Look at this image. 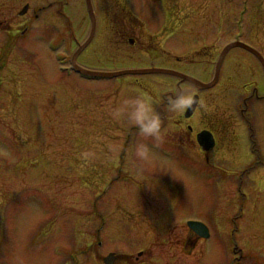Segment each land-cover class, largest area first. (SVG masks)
<instances>
[{
    "label": "rangeland",
    "instance_id": "1",
    "mask_svg": "<svg viewBox=\"0 0 264 264\" xmlns=\"http://www.w3.org/2000/svg\"><path fill=\"white\" fill-rule=\"evenodd\" d=\"M136 1L142 5L132 7L129 0H101L100 4L104 9L109 3L114 14L124 8L136 17L177 16L181 27L176 36L184 40L193 30L212 36L219 31L223 48L238 38L251 47L252 37L264 30V11L259 14L264 0ZM9 3L28 4L37 11L52 1ZM76 20V42L81 43L89 36L85 3L78 6ZM12 35L0 33V264H104L110 255L129 257L121 258V264L128 259L138 264H264V191L247 189L244 197L231 192V180L240 185L247 178H223L206 165L187 168L183 162L169 161L170 157L150 154L153 169L170 177L161 182L169 184L163 190L172 191L167 228H176L170 232L173 249L168 250L169 244L156 245V232L150 234L123 213L149 210L139 211L144 204L125 193L127 187L121 184L122 178L146 175L145 167L137 169L120 160L126 147L129 150V145L146 138L110 115L116 107L112 94L118 87L91 85L61 74V63L74 53L75 41L53 25L40 21L24 37ZM196 41L189 47L204 46ZM212 44L207 40L206 46ZM187 47L178 44L174 59L157 67L200 81L208 78L197 71L204 67V58ZM118 48L110 45V62L101 55L91 64L85 58L78 64L87 61L97 73L130 67L129 59L139 55V48ZM233 55L249 58L241 50ZM216 94L219 90L205 96ZM222 106L220 114H234L229 102ZM215 109L217 105L208 110ZM232 165L243 166L241 162L224 166L228 173ZM260 174L256 178H262ZM190 222L205 225L210 237L185 253L176 240H184ZM163 256L164 260L158 259Z\"/></svg>",
    "mask_w": 264,
    "mask_h": 264
},
{
    "label": "flooded vegetation",
    "instance_id": "2",
    "mask_svg": "<svg viewBox=\"0 0 264 264\" xmlns=\"http://www.w3.org/2000/svg\"><path fill=\"white\" fill-rule=\"evenodd\" d=\"M48 6H42L38 10L28 9L25 15H22L23 9L28 4H20L19 6H10L9 0H4L0 4V33L8 36L12 34L25 36L31 28L40 22V18L45 17L43 22L53 25L58 29L59 33L65 32L69 34L75 43V49H79L84 43L76 42L78 34V22L76 20L78 14V6L84 4V0H51ZM95 11V25L90 19L88 12V30L87 39L93 34V39L89 46L80 54L77 59V66L83 70L94 71L88 65H79L80 60L95 61L98 56H103L105 60L110 62L107 53L110 45H118L119 48L128 45L131 48H139V55L131 57L129 66L126 69H119L116 72L124 70H153L163 69L158 65H167L170 60L174 59L173 52L178 44L187 43V49L192 48V54L200 55L204 58V67L197 70L204 80L200 81L206 84L214 80V74L220 58L225 50L222 47V41L219 31H215L213 36L205 31H192V36H188L185 40L183 37L176 36L181 27V20L177 16L166 14L160 18L157 15H140L136 17L124 8L120 9L119 14L111 13L107 6L103 9L100 4L101 0H92ZM104 2V0H103ZM104 4V3H103ZM129 5L139 7L142 3L136 0H129ZM55 9V10H54ZM84 10V8H82ZM116 10V9H115ZM264 11L262 5L259 14ZM51 12L50 14H47ZM42 15V16H41ZM199 25V24H198ZM161 30V31H159ZM207 31V30H206ZM78 38V37H77ZM199 43L204 46L189 47V44ZM78 40V39H77ZM193 40V41H192ZM207 40H212L211 46H206ZM251 47L257 50L264 58V30L261 33L256 32L252 37ZM118 48V49H119ZM246 52L249 58L243 55H233L235 51ZM99 52V53H98ZM101 56V57H102ZM176 59V58H175ZM84 60V61H85ZM180 62V60H178ZM117 65L118 62L113 61L111 64ZM120 63V62H119ZM182 63V62H180ZM190 64V63H189ZM191 67V64H190ZM209 67L214 70H209ZM192 68L191 71H196ZM189 71V70H188ZM106 73V72H104ZM188 76V75H187ZM163 75H134L112 80H92L89 84H104L107 86H116V94L114 96V106L118 105L120 100L130 94L131 90H140L152 97L167 98L173 95L178 89L189 87L194 91L195 104L189 109L178 114H165L162 105L157 107L163 120L164 142L159 147H154V141L146 138L144 144L150 148L149 155L146 160H138L128 149H124L120 155V160L129 161L134 168L145 167L147 173L142 178H122V187L126 186L125 193L131 197L132 195L144 204L139 211L149 210L147 214L143 213H126L123 212L128 219L141 228L147 230L150 234L156 232V245L162 247L165 244L172 245L168 250L173 249L175 241L170 235L171 230L168 229L170 218L169 199L172 191L163 190L162 186H168L166 182H161L166 176L157 173L153 159L150 154L158 157H166L169 161L183 162L188 168H200V165H206L211 170L223 175V178H247L241 180V184L232 181L231 192L246 197L247 189L253 192L264 191V66L256 55L243 50L233 49L227 53L219 72V78L216 86L209 90H214L219 94L207 99L205 93L197 85L181 79L171 77L172 80L163 78ZM111 99V98H110ZM229 102L228 109H232L234 114L225 117L220 111L223 110V103ZM218 106L213 112L208 110L211 106ZM190 110V114L188 111ZM211 113V114H209ZM130 132L137 133L136 129ZM203 133H207L204 138ZM213 138L212 142H207V137ZM206 144L205 147L201 144ZM209 147H206V146ZM150 160V161H149ZM139 162V163H137ZM241 162L242 167L232 165L230 173L224 166ZM138 166L136 167V165ZM222 170L225 173H222ZM262 178H256L261 175ZM166 178H170L167 176ZM255 185V186H253ZM258 191V192H257ZM125 211V210H124ZM143 212V211H142ZM146 226V227H145ZM167 228V229H166ZM185 229V228H184ZM186 237L184 240H176V244L183 247V252L190 251L196 244L204 240L199 239L189 229H186ZM165 236V238H162ZM144 255V254H143ZM159 256V255H157ZM142 257V255L140 256ZM167 257V256H166ZM121 258L117 256V263L121 264ZM150 258V262H151ZM165 259V256L158 258ZM124 264L133 263L128 259Z\"/></svg>",
    "mask_w": 264,
    "mask_h": 264
},
{
    "label": "clouds",
    "instance_id": "3",
    "mask_svg": "<svg viewBox=\"0 0 264 264\" xmlns=\"http://www.w3.org/2000/svg\"><path fill=\"white\" fill-rule=\"evenodd\" d=\"M195 94L190 88L178 89L166 99L152 97L140 90H131L119 104L110 112L112 118L125 122L129 128H134L140 137L151 138L154 147L164 142L163 120L157 107L162 105L165 114H178L195 104ZM129 151L141 161L147 159L150 148L144 143L129 145Z\"/></svg>",
    "mask_w": 264,
    "mask_h": 264
},
{
    "label": "water",
    "instance_id": "4",
    "mask_svg": "<svg viewBox=\"0 0 264 264\" xmlns=\"http://www.w3.org/2000/svg\"><path fill=\"white\" fill-rule=\"evenodd\" d=\"M87 1V7H88V13L92 19V22L94 23L95 25V19H94V11H93V8H92V2L91 0H86ZM93 34L94 32H92V35L90 37V39L86 42V44H84V46H82L80 48V50L77 52V54L74 56L73 58V65L75 66V68L77 70H81L80 68L76 67V60L77 58L79 57V55L87 48V46L90 44L91 40H92V37H93ZM232 48H242V49H245L253 54H256L253 50H251L250 48H248L247 46H244V45H240V44H237V45H233L232 47L230 46L229 48H227L223 55H222V58H221V61H220V64L218 65L217 67V70H216V74H215V80L209 84V85H204L192 78H189V77H186L184 75H181V74H178V73H175V72H170V71H165V70H151V71H127V72H122V73H117V74H107V75H100V74H93V73H87L85 71H82V73L84 74H88V75H93V76H103V77H109V78H118V77H122V76H125V75H130V74H133V75H141V74H165V75H171V76H175V77H178L184 81H188L190 83H193L203 89H211L213 88L216 83H217V80L219 78V72H220V66H221V63H222V60L223 58L225 57V55L227 54V52L232 49ZM205 135H203L202 137L204 138ZM207 142H211L212 139H209L207 137ZM201 144H203V142L200 140ZM204 146L206 144H203ZM206 147H209L208 145ZM190 228L199 236V237H208V231L207 229L203 226V225H200V224H190ZM106 264H114L115 263V259H114V256H111L109 259H107L106 261Z\"/></svg>",
    "mask_w": 264,
    "mask_h": 264
},
{
    "label": "bare ground",
    "instance_id": "5",
    "mask_svg": "<svg viewBox=\"0 0 264 264\" xmlns=\"http://www.w3.org/2000/svg\"><path fill=\"white\" fill-rule=\"evenodd\" d=\"M72 77V76H71Z\"/></svg>",
    "mask_w": 264,
    "mask_h": 264
}]
</instances>
